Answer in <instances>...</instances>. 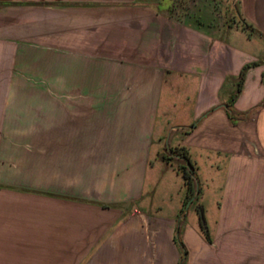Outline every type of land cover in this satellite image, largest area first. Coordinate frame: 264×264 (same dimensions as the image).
Segmentation results:
<instances>
[{
	"label": "crops",
	"instance_id": "crops-1",
	"mask_svg": "<svg viewBox=\"0 0 264 264\" xmlns=\"http://www.w3.org/2000/svg\"><path fill=\"white\" fill-rule=\"evenodd\" d=\"M215 3L0 0V11L124 14L125 37L147 48L138 59L39 48L20 82V45L0 40V264H264V0ZM166 75L186 81L170 95L193 99L188 124L174 127L189 132L173 143L196 169L199 199L217 196L195 216L146 197Z\"/></svg>",
	"mask_w": 264,
	"mask_h": 264
},
{
	"label": "rangeland",
	"instance_id": "rangeland-1",
	"mask_svg": "<svg viewBox=\"0 0 264 264\" xmlns=\"http://www.w3.org/2000/svg\"><path fill=\"white\" fill-rule=\"evenodd\" d=\"M10 1L32 2L33 0ZM215 2V5H219L222 12L226 11V0H215ZM86 13L88 14L83 12L69 13L63 10L28 6L7 8L4 11H0V40L5 42L13 40L15 44L20 45L19 48L22 53V64L20 65L18 74L20 82L32 79L34 76L29 75L30 78L27 77L26 65L29 62L28 56L33 52H38L39 48L77 49L86 54H99L101 56L122 54L120 56L122 59L124 58L123 51L130 55L132 54V56L134 55L133 57L138 59L140 58V53L143 50L145 52L147 49L137 44L134 45L135 41L139 44L140 39H127L128 37H125L126 24L124 22V14L118 13V17L120 18L115 20L110 18V16H116L117 13H113L111 10H97L92 12V14H90L91 12ZM109 34H111V37ZM132 42L133 45H131ZM152 50L154 49L149 48L148 52ZM58 62V58H52L51 60L50 76L54 81H57ZM135 80V78H132L128 82L133 84ZM162 81L163 96H161L160 104L158 105V123L156 124L155 136L151 145L150 169L147 178L148 183L156 185V191L153 192L149 188L146 189V197L150 198L152 202L155 201V206H163L165 204L167 215L171 216L173 211L171 207L176 206L180 216H184L183 210L185 212L188 211L190 215L192 212L195 216L197 215L196 204L202 202L201 204L208 208L217 196L211 194L209 197L201 198V200L199 199L200 195L198 192L197 198L191 204L187 202L188 199L185 195L186 187L183 183L182 170L180 169L182 166H185V162L175 156L178 151L180 152L182 148L184 149L183 142L180 141L174 144L173 134L178 130L181 131L182 136L189 132L188 127L181 129L174 127L188 124L187 120L190 113L187 108L192 104L193 99L192 97L187 98L182 95H170L171 92L179 93L181 91L182 94L186 90L184 78H178L176 75H166ZM128 95L130 101L135 98V95L132 93ZM124 97L123 99L125 100ZM121 98L122 96L120 95L119 99ZM152 99V102L155 104V96H152ZM37 139L27 148H39ZM15 145L16 147L17 145L23 147L21 146L23 145V137H15ZM202 173L206 175L211 174L207 169L201 170V175ZM215 181L216 184L220 182V175ZM194 184L195 192L197 189L199 191L201 187L199 180H195Z\"/></svg>",
	"mask_w": 264,
	"mask_h": 264
},
{
	"label": "trees",
	"instance_id": "trees-1",
	"mask_svg": "<svg viewBox=\"0 0 264 264\" xmlns=\"http://www.w3.org/2000/svg\"><path fill=\"white\" fill-rule=\"evenodd\" d=\"M256 64H252L249 66H245L243 68V70H241L240 75L238 77V81H237V89H236V93L238 94L240 92V89L242 88V84H243V80H244V76H245V72L248 71V69H250L251 67L255 66ZM234 101V98L233 100ZM174 153V152H173ZM176 155H179L180 157L184 158L185 160H188V166H182L180 169L182 170L181 175H182V180L184 185L188 188L189 193H190V197L193 198L195 195V190H194V186H195V180H197V178L195 177L196 175V169L192 166V164L190 163V159L189 156L183 152V150H180V152L178 151L176 153ZM188 197L187 199L190 200L191 198Z\"/></svg>",
	"mask_w": 264,
	"mask_h": 264
},
{
	"label": "water",
	"instance_id": "water-1",
	"mask_svg": "<svg viewBox=\"0 0 264 264\" xmlns=\"http://www.w3.org/2000/svg\"><path fill=\"white\" fill-rule=\"evenodd\" d=\"M177 158L180 160H183L185 162L186 166H188V160H185L182 157H177ZM198 192L199 191L197 189L195 192V196L190 201H188L189 204H191L195 200V198H197ZM199 220H200V223L202 224L204 232L208 234L207 226H206L205 221H204V214H203L201 208H199Z\"/></svg>",
	"mask_w": 264,
	"mask_h": 264
}]
</instances>
